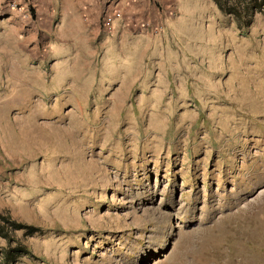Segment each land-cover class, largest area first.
<instances>
[{"label":"rangeland","instance_id":"374dc122","mask_svg":"<svg viewBox=\"0 0 264 264\" xmlns=\"http://www.w3.org/2000/svg\"><path fill=\"white\" fill-rule=\"evenodd\" d=\"M0 214L16 264H264V12L0 0Z\"/></svg>","mask_w":264,"mask_h":264},{"label":"trees","instance_id":"16d2710c","mask_svg":"<svg viewBox=\"0 0 264 264\" xmlns=\"http://www.w3.org/2000/svg\"><path fill=\"white\" fill-rule=\"evenodd\" d=\"M215 4L225 15L235 16L240 26H249L252 24L254 16L257 12H264V0H238V7L232 3L229 5L230 0H214ZM242 9V10H241ZM245 11L249 14V20L241 21V13ZM2 219L7 220L12 224V231H16L19 229H27V234H33V227L17 222L13 220L11 217H5L0 214ZM12 231H5L4 228L0 224V239L4 238L8 240V247H0V264H16L20 261L23 256L29 255L30 250L26 244L22 241L16 239L14 235H12ZM16 243V245H12Z\"/></svg>","mask_w":264,"mask_h":264},{"label":"crops","instance_id":"0c3cea01","mask_svg":"<svg viewBox=\"0 0 264 264\" xmlns=\"http://www.w3.org/2000/svg\"><path fill=\"white\" fill-rule=\"evenodd\" d=\"M123 15H122V12H119L118 13V15L116 16V19H122L123 17H122ZM129 37V34H126V33H124V34H122V36H120V38H123V39H121L120 41L122 42V43H125V41L126 40H129L130 38H128ZM136 41L135 40H133L132 41V43H135ZM229 46H231V45H229V43H228V45L226 44V45H223L222 43H221V45H220V48H219V50H218V52L216 53V63H218V65H220L221 63H222V61H223V59H222V57H224L223 56V49L225 48V47H229ZM227 50V49H226ZM204 57V55H199V58L200 57ZM225 58L227 59L228 58V56L226 57L225 56ZM107 60H106V62L108 63V65L109 64H112V67H115V68H117V69H119V70H121L122 71V73H125L126 71H123V69L124 68H127V69H131V66H128V61H130L128 58H127V56H124L123 58H121L120 60H116V61H114L113 59H111V58H109V57H107L106 58ZM139 64H140V61H139ZM140 67V66H139ZM137 69V68H136ZM193 69H195V66H193ZM138 70V69H137ZM135 70L132 72V76L133 77H136V76H138L139 75V72L137 71L135 74ZM131 77V76H130ZM135 85V84H134ZM134 85H128V87H133ZM225 94L226 95H228V97H230L231 96V92H225Z\"/></svg>","mask_w":264,"mask_h":264}]
</instances>
